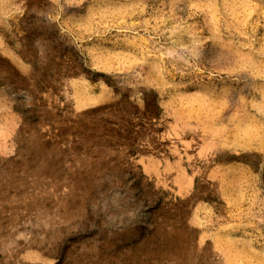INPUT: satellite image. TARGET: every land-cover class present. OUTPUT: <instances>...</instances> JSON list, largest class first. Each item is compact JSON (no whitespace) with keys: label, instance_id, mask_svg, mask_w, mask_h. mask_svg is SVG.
Returning <instances> with one entry per match:
<instances>
[{"label":"rangeland","instance_id":"obj_1","mask_svg":"<svg viewBox=\"0 0 264 264\" xmlns=\"http://www.w3.org/2000/svg\"><path fill=\"white\" fill-rule=\"evenodd\" d=\"M0 264H264V0H0Z\"/></svg>","mask_w":264,"mask_h":264}]
</instances>
